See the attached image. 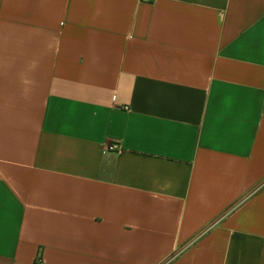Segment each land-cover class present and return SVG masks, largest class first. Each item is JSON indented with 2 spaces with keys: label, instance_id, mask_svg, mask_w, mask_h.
<instances>
[{
  "label": "crops",
  "instance_id": "0c3cea01",
  "mask_svg": "<svg viewBox=\"0 0 264 264\" xmlns=\"http://www.w3.org/2000/svg\"><path fill=\"white\" fill-rule=\"evenodd\" d=\"M0 264H264V0H0Z\"/></svg>",
  "mask_w": 264,
  "mask_h": 264
},
{
  "label": "built area",
  "instance_id": "2783aa9c",
  "mask_svg": "<svg viewBox=\"0 0 264 264\" xmlns=\"http://www.w3.org/2000/svg\"><path fill=\"white\" fill-rule=\"evenodd\" d=\"M111 150H115V148H114V147H112V148H111Z\"/></svg>",
  "mask_w": 264,
  "mask_h": 264
}]
</instances>
